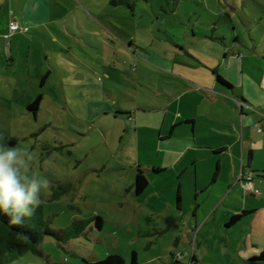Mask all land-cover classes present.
Wrapping results in <instances>:
<instances>
[{"label": "rangeland", "instance_id": "1", "mask_svg": "<svg viewBox=\"0 0 264 264\" xmlns=\"http://www.w3.org/2000/svg\"><path fill=\"white\" fill-rule=\"evenodd\" d=\"M130 2L132 9L109 0H38L31 13L28 0H0V138L33 154L32 172L49 181L43 219L58 234L9 264H96L110 255L132 264L133 253L137 264H257L249 256L257 247L246 251L239 232L246 227L194 214L202 192L189 156L177 151L188 128L176 130L180 147L145 135L165 113L205 118L214 108L233 117L207 102L217 94L215 71L264 111V0ZM10 20L19 29L10 32ZM39 95L34 115L27 106ZM88 100L101 102L103 114ZM117 111L133 117L125 134ZM257 125L264 137V113ZM137 128L146 134L137 137ZM259 155L261 163L264 150ZM197 165L196 178H208ZM138 170L148 182L140 194ZM253 235L257 244V228Z\"/></svg>", "mask_w": 264, "mask_h": 264}, {"label": "crops", "instance_id": "2", "mask_svg": "<svg viewBox=\"0 0 264 264\" xmlns=\"http://www.w3.org/2000/svg\"><path fill=\"white\" fill-rule=\"evenodd\" d=\"M37 1L28 0V4L32 5L29 10L31 13L36 12L34 9ZM11 22H15L18 25L14 20H10L9 24ZM24 28L28 31V27ZM226 45L225 48H227ZM228 45L232 46V44ZM229 50L231 49L228 48L225 55L230 52ZM212 70L215 71L213 68ZM214 74L216 78L213 82V90L218 97H209L210 100L207 102H210L212 106L220 104L226 107L233 117L226 116L224 112L217 111L214 108L211 110V114L208 111L205 112V118L196 116L193 111L184 110L181 113L178 112V116L174 115L168 120L165 113L159 128H147L146 131L149 132L147 134L137 128L134 134L139 137L140 131L144 135L146 134L145 137L152 135L151 137L162 138L158 143L168 141L167 145L175 146L180 142V139L177 138L178 133L176 130L180 127L188 128L184 136L186 137L184 138L186 145L177 151L181 158L189 156L186 160L189 164L186 167L188 169L190 167L193 168V185L202 192L201 198L195 202L194 214L208 215L211 213L215 215L214 221L216 224L222 222L227 227L232 228L239 223L238 226H241V228L246 227L245 230H239V232L245 234L243 241L246 251L249 250L251 244L257 247V253L259 251L257 256H259L264 252V161L259 162L261 158L259 152L264 150V137H257L256 126H259L257 125V116L261 120V114L264 111L261 110L262 113H259L256 98L245 97L239 86L230 87L219 83L217 81L219 74L216 71ZM165 78L169 81L179 80V78L171 76H165ZM227 97H230V99L225 101L222 99H227ZM231 97L238 100L235 102L237 103L235 104L236 106ZM85 105L88 109L90 107V109H101V114L105 110L104 107H101V102L88 100ZM172 107L173 100L169 102L166 108L168 110ZM236 112H238V116ZM249 115H252V117L249 118ZM117 116L124 120L125 125L122 128V134H125L128 131L130 119L133 117L130 114L119 111H117L115 117ZM197 117L204 119L205 123L198 121ZM258 129L260 130L261 128ZM178 145L179 147L181 146L180 144ZM172 149L168 147L167 152L170 153ZM200 161L202 162V167H205V172L209 171L207 172L208 178L206 177L205 180L196 178L197 163ZM241 173L253 175V192H246L243 186L241 188V185L244 184L238 179ZM245 197L248 200L244 199ZM222 207H227V210L225 215L221 214L222 217L219 219L218 212L224 211ZM233 215L243 216L238 222L228 226L227 223ZM256 219L257 225L255 226ZM253 228H257V244H254ZM249 256L253 258L256 253L250 252ZM257 264H264V260H257Z\"/></svg>", "mask_w": 264, "mask_h": 264}, {"label": "clouds", "instance_id": "3", "mask_svg": "<svg viewBox=\"0 0 264 264\" xmlns=\"http://www.w3.org/2000/svg\"><path fill=\"white\" fill-rule=\"evenodd\" d=\"M33 154L0 138V214L9 223L24 226L42 204L46 177L32 172Z\"/></svg>", "mask_w": 264, "mask_h": 264}, {"label": "trees", "instance_id": "4", "mask_svg": "<svg viewBox=\"0 0 264 264\" xmlns=\"http://www.w3.org/2000/svg\"><path fill=\"white\" fill-rule=\"evenodd\" d=\"M109 4L113 7L129 6L131 9L133 6V3H131L130 0H109ZM217 81L223 85L229 86L222 81V78L219 75L217 76ZM41 99L42 98L39 95L27 106V110L36 115L39 110ZM244 174L251 176L250 181L253 184V175L250 173ZM239 181L245 182V180ZM147 186L148 182L143 177L140 170H138L135 177L136 194L142 193ZM246 192H253V190ZM243 215L231 216L227 225L230 226L235 224ZM96 226L98 228H101L102 226V219L99 217L96 218ZM46 236L58 238V234L47 225V222L44 221L42 207H40L31 218H28L26 224L22 227L12 225L9 223V218L6 215L0 214V264H9L27 252L38 254L37 247ZM252 259L263 261L264 252ZM174 261H178V259L174 258ZM96 264H125V261L119 255H110ZM132 264H137L135 253L132 254Z\"/></svg>", "mask_w": 264, "mask_h": 264}, {"label": "built area", "instance_id": "5", "mask_svg": "<svg viewBox=\"0 0 264 264\" xmlns=\"http://www.w3.org/2000/svg\"><path fill=\"white\" fill-rule=\"evenodd\" d=\"M17 29H19V26L15 23V22H11L9 24V30L10 32H14L16 31ZM239 180H245L244 184H243V187H244V190L245 191H252L253 190V184L251 183V176L250 175H247V174H242L239 176L238 178Z\"/></svg>", "mask_w": 264, "mask_h": 264}]
</instances>
